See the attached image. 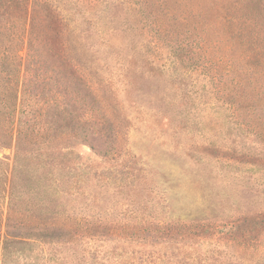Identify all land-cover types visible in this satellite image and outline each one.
I'll use <instances>...</instances> for the list:
<instances>
[{
	"label": "rangeland",
	"instance_id": "1",
	"mask_svg": "<svg viewBox=\"0 0 264 264\" xmlns=\"http://www.w3.org/2000/svg\"><path fill=\"white\" fill-rule=\"evenodd\" d=\"M102 1L75 0L81 11L72 9L78 17L60 27V35L54 25L49 37L30 44L26 37L7 38L11 50L23 51L15 124H0L2 168L10 177L22 116L33 145L44 134L88 136L95 150L85 144L74 150L98 170L115 166L110 158L119 153L141 168L140 182L133 186L93 181L91 193L86 192L87 201L99 196L100 206L113 210L110 231L94 230L104 231L107 241L99 245L131 262L124 264L149 255L264 264V145L212 96L214 87L203 78L180 81L172 68L152 70L140 60L133 64L134 57L146 55L149 37L127 29L129 14L121 0H106L112 3L111 16L98 24L107 30L104 35L90 29L89 19L81 16L95 13L96 18ZM10 20L19 22L9 14L0 18L4 25ZM156 52V65H166L167 54ZM7 204L8 196H0V264ZM72 205L81 210L82 198ZM125 213L127 228L142 232L137 241L120 240L117 221ZM154 234L159 238L151 239ZM183 234L191 239L185 241Z\"/></svg>",
	"mask_w": 264,
	"mask_h": 264
},
{
	"label": "trees",
	"instance_id": "2",
	"mask_svg": "<svg viewBox=\"0 0 264 264\" xmlns=\"http://www.w3.org/2000/svg\"><path fill=\"white\" fill-rule=\"evenodd\" d=\"M102 2L104 9L96 18L95 13H83L81 19H89L90 29L104 35L107 30L98 24L111 16L112 3ZM120 4L125 15L129 14L127 29L131 33L140 30L143 37H149L144 45L146 55L134 57L133 64L140 60L152 70L172 68L180 81L193 75L197 80L203 78L214 87L212 96L233 110L232 116L264 145V0H121ZM72 9L81 11L75 0H0V18L9 14L19 20L5 25L0 22V82L5 80L0 86L2 127L15 124L23 51L11 50L7 38L26 37L30 44L33 38L49 37L50 29L55 32L56 28L55 34H59L60 27L78 17ZM157 50L167 54L166 65H156ZM19 112L23 115L24 109ZM23 117L17 120L10 177L0 161V196H8L1 264L131 263L124 262L127 258L120 257L117 250L99 245L107 241L104 231H110L116 218L113 210L100 206L103 200L99 196L87 201L86 192L91 193L93 181L109 186L117 182L121 187L139 183V164L119 153L110 158L116 161L115 166L98 170L74 150V146L85 144L94 151L88 136L44 134L41 142L33 145ZM78 197L82 198L81 210L72 205ZM127 217L125 213L117 221L120 240L137 241L142 232L132 226L128 229ZM95 227L104 231L97 233ZM181 236L185 241L191 239L189 234ZM150 237L159 238L155 234ZM206 262L201 257L196 262L188 255L179 261L149 255L137 264H211Z\"/></svg>",
	"mask_w": 264,
	"mask_h": 264
}]
</instances>
